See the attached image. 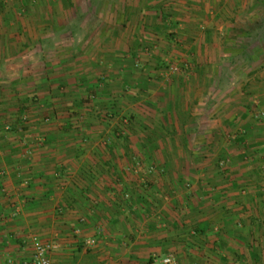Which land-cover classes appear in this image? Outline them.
I'll return each mask as SVG.
<instances>
[{"label":"crops","instance_id":"crops-1","mask_svg":"<svg viewBox=\"0 0 264 264\" xmlns=\"http://www.w3.org/2000/svg\"><path fill=\"white\" fill-rule=\"evenodd\" d=\"M138 4L137 11L134 2L122 6L130 28L119 33L114 57L126 52L136 56L137 50L160 59L174 54L210 59L214 54L221 55L226 43L237 40L239 32L233 27H243L240 34L247 36L249 27L254 30L263 25L259 15L264 0H142ZM138 26L148 37L136 30ZM168 32L175 34L165 37ZM4 38L5 42L15 39L13 35ZM33 52L23 51L17 56L33 60L34 71L28 72L32 78L25 79L20 72L26 70L14 62L7 67L16 68V73L5 71L0 80V264L8 259H29L31 247L25 237L30 231L54 245L49 255L51 264H161V259L169 255L174 264H225L233 251L250 245L262 247L261 239L253 244L250 240L264 235V188H255L264 186V178L254 182L240 166L256 163L264 168V129H238L236 122L241 125L248 121L246 107L250 101L264 104V68L254 74L260 80L255 86L240 85L234 94L231 91L224 97L219 109H215L213 98L205 96L215 86L205 79L214 67L199 66L197 72L191 69L190 77L197 82H168L157 89L158 97L153 99L152 95L151 99L162 106L161 117L156 119L161 124L153 129L152 136L144 132V149L139 150L145 158L143 177L139 181L128 176L127 183L122 184L124 179L101 157L105 155L104 133L93 132L89 124L81 134L63 129L74 117H49L50 124L45 125L40 122L42 117L31 119L39 123H32L26 132L32 133L36 145L31 147V157L22 160L19 142L27 136L3 131L6 118L17 121L16 117H5L10 114L6 107L13 99L10 95L16 90L20 93L17 98L22 93L29 96L20 92L21 86H27L40 98L48 94L43 103L56 109L52 104L57 99L55 90L64 83L57 81L55 67L43 68L39 58L44 55ZM110 52L98 47L95 57L99 65L67 69L65 81H81L86 84L83 89L92 87L100 101L107 102L104 91L113 83L102 81L100 71L108 70V66L99 59L111 56ZM111 67L114 75L122 73L114 70L118 66ZM16 75L28 81L10 83L7 78ZM207 104L214 108L212 112L206 111ZM95 137L100 142L98 147L90 146ZM134 138L130 133L129 139ZM137 149L131 144L126 152ZM112 151L119 153L121 148L115 146ZM174 153L212 155L214 161L226 162V171L218 172L214 169L218 163H206L208 159L175 164L164 156L161 161L156 157ZM127 192L130 197L125 200ZM9 215L19 221L9 222ZM92 237L95 245L84 248L83 241Z\"/></svg>","mask_w":264,"mask_h":264},{"label":"rangeland","instance_id":"rangeland-1","mask_svg":"<svg viewBox=\"0 0 264 264\" xmlns=\"http://www.w3.org/2000/svg\"><path fill=\"white\" fill-rule=\"evenodd\" d=\"M127 2H134L137 11L138 3L141 5L142 0H0V80L7 74L5 71H8L9 75L16 73V68L12 70L13 68L7 67L14 64V62H18L19 68L23 71L26 70L20 72L25 79L28 76L32 78L33 75L28 72L29 70L34 71L31 68V64L34 63L33 60L31 58L22 60L17 56L23 51H34L33 55L34 53L44 55L43 58H39L43 62V68L55 67L57 81H63V85L65 84V87L58 84V88L55 90L57 99L52 104L56 105V109L48 107L47 102L46 104L43 103L47 100L48 94L44 98H40L29 91L25 85L26 87L21 86L20 92L22 90V92L30 95L24 96L21 92L22 98H17L16 95L20 94L19 91L17 93L14 90L15 87L10 89L14 90L15 94H9L13 99L6 106L7 109H10V111H7L10 114L5 115V117H16L17 121L6 118V122H3V131L6 133L19 131L21 136H27L23 140L20 139L19 142L23 161L31 157L30 152L33 149L31 147L36 145L35 138L30 137L32 133L26 132L30 129L29 126L32 123H39L32 122L33 120L30 122L31 119L42 117L40 122L45 125L50 124L51 119L49 117H74L66 126L67 128H63L64 130L71 129L74 133L81 134L84 133L89 124L90 127L95 129L93 132L99 133L101 131L104 133L107 137L102 142L104 143L102 148H104L105 154L101 156L104 157L103 161L107 165L110 163L111 167L115 168L114 172L118 173V177L124 179L122 184L127 183L128 176L140 181L143 177L145 163L144 155L139 152L140 148L144 149L143 144H141L145 141L144 132L146 131L152 136L153 129L161 124L157 123L156 119L161 117L162 106L158 104L157 100H153L158 97L155 96L157 89H163L168 82L191 84L197 80V78L191 79V69L197 72L199 66L214 67L212 71L215 74L211 71L205 79L215 86L211 87L205 96L206 98H213L211 101L213 104H217L215 109H219L220 103L231 91L233 92L237 87L240 89L242 84L253 87L256 82L260 81L254 74L264 68V10L259 15L263 25L254 30L253 27H249L251 31L247 36L240 34V31L244 30L243 27H233L234 30L239 32V34H236L237 40L226 43V49H223L221 55L214 54L210 59L204 57L196 59L188 54L184 56H175L174 54L171 57L160 59V57L141 55L137 50L135 51L136 56H130V53L126 52L122 57H114V50L118 49L119 33L128 32L130 28V23L127 25L130 21L121 12L122 6L125 7L124 4H127ZM142 26H138L136 30L148 37ZM245 31L248 33L247 30ZM170 34L175 33L168 32L164 36L168 37ZM8 35H13L15 39L7 38L5 42L4 36L8 37ZM103 46L111 51V56L99 59L100 62H106L102 63L103 65L108 66V70L104 68L102 70L104 72L100 71L103 73V75L101 74L102 81L108 79L109 84L113 83L107 86L108 91H104L105 94L103 93L107 95V102L100 101V98L95 94L96 91H91L92 87L83 89L85 83L77 82L74 79L65 81L64 76L67 69H74L79 65L86 66L89 63L99 65L96 63L95 50ZM181 53L184 54V52ZM185 65L187 66L185 72L173 73L170 71L171 67L183 69ZM27 66H30V69L26 68ZM111 66H118L114 70H121L122 73L120 72L121 74L119 73L117 76L114 75ZM202 76L204 75L202 74ZM7 79L10 83L19 84L18 80L21 78L16 75L9 76ZM96 79L100 81L99 77ZM27 81L23 82L21 79L24 84ZM128 82L130 84H127ZM250 83L252 84L250 85ZM112 86H115V89H112ZM248 94L250 95L249 91ZM152 95L153 99H151ZM258 101L252 104L251 101L249 102L250 106L246 108L250 117L246 123L241 125L240 122H236L238 129H253L256 127L264 129V104ZM206 109V111L210 110L212 112L214 108L209 107L207 104ZM130 133H133L135 137L131 139L132 143L129 139ZM149 135L147 134V139H150ZM93 139L90 140V146L98 147L100 142L96 140V137ZM131 144L137 145L138 149L129 154L126 152V147L128 148ZM115 146L121 148L119 153L112 151ZM163 156L168 162L175 164L182 162L195 163L199 162V159H208L206 163L209 162L210 164L219 162L214 161L212 155L198 153L180 155L174 153L170 157L168 155H156L159 161L163 160ZM243 156H246V154ZM243 156H240V158ZM152 159L155 162L153 155ZM240 167L243 173H246L248 179L254 182L262 177L264 178L262 165L255 163L241 165ZM216 168L220 173L226 171H220L219 167L215 166L214 169L216 170ZM212 169L207 172L211 174ZM218 172L216 171L217 175ZM190 173H193V171ZM95 175H98V173ZM211 175L213 176V174ZM138 188L140 187L137 186L136 189ZM255 188H264V186H256ZM113 190V188L110 189L111 192ZM9 217L11 223L19 221L14 215H9ZM20 220L24 221V218ZM262 224L261 229L264 228V220H262ZM31 237H38V233L30 231L25 239ZM257 238L261 239L262 247L250 245L245 250L233 251L231 252L233 255H230V259H227L225 264H264V235H257L256 239L252 238L251 243L253 244ZM224 254L226 255V253Z\"/></svg>","mask_w":264,"mask_h":264},{"label":"built area","instance_id":"built-area-1","mask_svg":"<svg viewBox=\"0 0 264 264\" xmlns=\"http://www.w3.org/2000/svg\"><path fill=\"white\" fill-rule=\"evenodd\" d=\"M186 70H187L186 65L184 66L183 69H180L178 67L170 68V71L173 73H176L178 71L185 72ZM225 163H226L225 161L218 162V167L220 171L225 170ZM123 198L125 200H128L129 194L128 193L124 194ZM80 221L83 222V219H81ZM95 243H96L95 237L87 238L83 241V246L86 249H90L95 245ZM29 244L31 247V254H30L29 259L19 261V262H16L12 259H8L6 260V264H51L49 255H50V252L54 248V245L52 243L43 241L39 239L38 237H31L29 239ZM154 259H155V256H154ZM160 262L161 264H174L175 263L174 258L171 255L162 258Z\"/></svg>","mask_w":264,"mask_h":264}]
</instances>
